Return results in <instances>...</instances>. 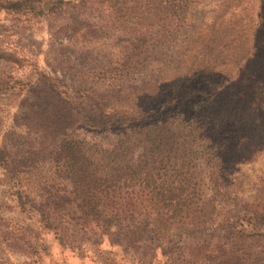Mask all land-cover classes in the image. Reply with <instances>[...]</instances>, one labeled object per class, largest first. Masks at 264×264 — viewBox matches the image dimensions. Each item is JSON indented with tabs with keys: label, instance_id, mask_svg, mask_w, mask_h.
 <instances>
[{
	"label": "rangeland",
	"instance_id": "obj_1",
	"mask_svg": "<svg viewBox=\"0 0 264 264\" xmlns=\"http://www.w3.org/2000/svg\"><path fill=\"white\" fill-rule=\"evenodd\" d=\"M55 1L41 0L37 16L0 0V264H264L261 134L231 138L219 157L178 126L150 150L134 126L84 125L99 102L154 112L146 89L176 76L201 34L261 27L264 0H62L49 10ZM51 80L59 101L44 94ZM64 149L106 168L116 205L62 177ZM168 190L178 199L163 200Z\"/></svg>",
	"mask_w": 264,
	"mask_h": 264
},
{
	"label": "trees",
	"instance_id": "obj_2",
	"mask_svg": "<svg viewBox=\"0 0 264 264\" xmlns=\"http://www.w3.org/2000/svg\"><path fill=\"white\" fill-rule=\"evenodd\" d=\"M104 1L113 4V7L119 3V0ZM40 2L41 0H19L13 5H19V12L29 9L27 11L41 16L43 9L38 4ZM66 4L70 2L57 0L51 4L49 10ZM152 7L157 11L160 6L153 2ZM116 9L117 13L123 11L122 6ZM235 27L222 30L218 28L216 31L211 29L210 33L201 34L200 46L196 49L194 47V50H187L183 55L179 73L164 82L163 86L157 84L146 89V95L149 92L151 98L148 107L156 105L152 107L156 109L154 112L151 109L140 112L136 109L107 112L99 102L100 114L95 115L94 118L88 117V121L84 123L87 131H112L125 126H129L130 129L134 126L135 137L141 138L146 148L151 150L153 147L165 146L169 141L174 140V130L178 126L181 127V130H177L179 137L189 140L190 143L198 140L204 143L208 152H217L219 157L224 153L231 138L234 137L233 140L237 142H246L252 141L261 134L258 147L254 150L262 151L264 147V22L261 27L256 26L249 34ZM239 41L244 43V46H238ZM133 53L132 51V55ZM233 74H236L235 78H232ZM50 83V89L44 94L48 96L47 99L54 98L59 101L62 92L57 90L53 80ZM51 94L55 97H51ZM62 112L67 113L66 117L70 121L76 117L73 104H69L67 108L63 107ZM164 141L166 144H162ZM72 145L74 142L69 141V146ZM42 146L41 144L40 147ZM73 148L70 147L69 150L72 152ZM59 159L57 162L63 161L60 167L62 177L71 182L75 189L86 191L95 199L116 205L113 200L116 192L112 189L110 183L112 181H109L112 176L108 171L106 172L105 167L101 168L94 161L89 162L88 158H84L85 160L79 163L77 158L72 159L66 149L61 152ZM162 195H166L163 198L166 201L179 197L171 190ZM103 221L107 224L103 228L104 233L111 232V223L104 219Z\"/></svg>",
	"mask_w": 264,
	"mask_h": 264
}]
</instances>
